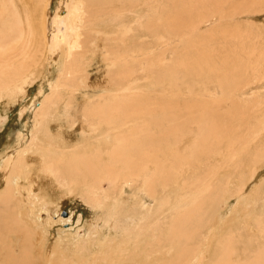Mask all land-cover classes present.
I'll list each match as a JSON object with an SVG mask.
<instances>
[{
    "label": "rangeland",
    "instance_id": "374dc122",
    "mask_svg": "<svg viewBox=\"0 0 264 264\" xmlns=\"http://www.w3.org/2000/svg\"><path fill=\"white\" fill-rule=\"evenodd\" d=\"M3 1L5 7L15 8L21 26L16 38L9 40L10 38L4 37V22H9V16L0 12V155L7 157L22 146L23 149L14 157V162L30 154L24 161L30 167L24 171L19 170L22 171V178L17 180L18 189L15 191L13 203L17 204V208L14 206L16 211L22 209L24 212L25 207L32 214L29 217V228H33L31 224L36 227L37 223V230L41 227L40 232H44L41 239L36 235L31 242L34 243L32 248H35L34 251L40 259V243L45 254L51 245L53 247L56 241L62 239L61 246L69 247L67 253H70L72 246L84 244L83 251L88 254L93 251L96 256L97 252L101 253L103 246L107 247L104 251L106 253L114 241L121 242V238L124 241L131 235L130 241L126 240L125 244V250L129 248L126 257L141 252L142 257L138 254L140 263L141 258L149 253L153 257V260L148 259L150 264H167L176 253L172 246L177 243L182 256L186 253L188 258L197 259V264H217L218 254L214 253L216 251L226 252L225 255L227 254L233 264H254L257 259L255 264L264 262V0H161L159 5L156 0H150L146 11L142 12L143 16L132 13L128 15L131 16L128 19L124 17L127 21L123 22L126 21L127 27L133 29V39L130 41L133 44L132 50L138 49L133 51L134 57H139L138 51L142 50L139 44L143 43L147 44L155 59L163 55L164 69L174 67L179 69L178 74L181 73L180 70L186 72L196 71L197 68L205 69L199 71L198 77L196 75L194 79L176 76L177 73H174L176 77L173 78L175 77V83L181 90L182 100L186 102L185 99L190 95L199 99V105L207 103V110L210 109L213 113L214 109L215 115L220 116L217 121L220 130L226 131L225 138L222 135L221 139H210L214 151L206 165L189 170L191 174L199 170L203 174L200 179L204 180L206 187L199 193L202 197L196 198V216L193 217L195 223L192 220L185 229L186 232L178 231V235H168L166 229L172 226L173 217L176 220L188 211L187 203L192 198L182 196L184 191L182 193L181 186L188 182L187 179H182L187 175L186 171L181 170L180 188L165 191L164 187H159L155 189L157 192L154 195L149 187L140 186V181L133 179H118L113 183L102 180L98 181V188H95L91 183L92 179L83 178L81 168L78 169L73 164H80L84 157L83 151H88L92 146L96 148V138H89L85 128L93 123L87 114L95 108L93 103L99 104L97 95L107 94V86L113 79L123 77L124 80L128 76L127 72L125 75L117 70L119 64L114 60L123 44L119 38V29L114 30L104 25L107 18H103L102 24L95 27L98 30L93 34L95 37L89 44L87 41V48L75 51L72 61L77 57L82 60L76 61L77 66L74 64L69 71L66 69L68 66L62 69V64L66 66L64 46L63 55L55 60L43 44L44 37L34 40L30 33L32 27L42 21L43 15L47 18V27L51 28L50 22L61 0ZM39 1L41 3L37 6ZM158 16L161 17L159 21L162 33L157 43L158 39L152 33L147 31L143 35L141 31ZM89 30L86 28L83 31ZM138 35H141V39ZM85 52L86 56L83 55ZM134 57L131 58L134 64H128L130 68L126 65L134 78L132 88H138L137 93L145 94L147 88L155 92L151 88L153 83H149L148 72ZM23 70L25 73L18 76ZM165 84L164 82L159 85V93L164 91L163 88L167 89ZM157 96V93L151 95L152 98ZM92 104L93 108L90 106ZM89 106L90 112L87 111ZM201 113L194 109L187 113L188 118L184 117V120L192 122L188 128L191 132L200 130L202 124L196 118ZM214 116H210L209 121L212 122ZM178 119L181 121V117ZM58 122L64 126L61 130H56L55 125ZM68 144L72 146L64 149ZM183 147L186 148V145ZM63 152L67 154V158L60 160ZM76 152L78 156L75 155ZM94 153L100 155L101 150L95 149L91 154ZM104 153L103 156H107L106 150ZM36 156L40 158L36 159ZM46 159L51 163V174L38 170L45 167ZM104 161L105 159L102 162ZM61 166L65 169L71 166L73 171L77 169L76 172L79 171L81 178L73 171L74 174L69 173L67 176L69 169L68 172L61 169L66 172V177L64 173H58ZM2 173L3 171L0 172L3 176ZM31 176L34 183H37L36 187L38 183L44 184L42 192L49 189L43 195L40 194L43 202L36 198L33 200L35 192L31 191L29 185ZM74 178L77 181L73 180L72 183L70 179ZM4 186L6 184L2 178L0 195L5 190ZM45 194H49L51 199L54 198L51 200ZM192 196L194 198L196 194L193 193ZM142 201L145 203L141 210L144 214L142 222L127 220L129 218L126 216L140 213ZM100 239L104 241L101 243ZM146 247L149 249L144 250ZM206 247L209 252L205 253ZM161 252L164 253L163 257ZM122 260L123 258L120 262Z\"/></svg>",
    "mask_w": 264,
    "mask_h": 264
},
{
    "label": "bare ground",
    "instance_id": "6f19581e",
    "mask_svg": "<svg viewBox=\"0 0 264 264\" xmlns=\"http://www.w3.org/2000/svg\"><path fill=\"white\" fill-rule=\"evenodd\" d=\"M160 1L161 0H156V3H158L157 5H159ZM28 2L26 4L29 5ZM149 2L150 0H61L59 3L60 6L58 5L59 7L57 8L55 15L53 16L50 22L51 28L47 27V18L46 16L43 15L42 21L41 22L38 21L39 24L33 26L30 33L34 40L36 38L39 39V37H44L43 44L44 46L48 48L49 52L55 58V60H57L56 59L57 57L60 58L61 55H63L62 50L64 46L66 66L65 64L61 63L62 69H65V67L68 66L66 69L71 71L76 61L82 60L79 57H77L75 58L74 61H72L75 56L74 54H76L75 51L79 49H84L85 47L87 48V41L89 44V41H92V38L95 37L93 34L98 31V30L96 31L95 27L102 24L103 18H107L106 23H104V25L106 24V26H109L114 30L119 29V38L122 40L123 44H122V50L118 51V55H116L117 57H115L114 60L115 62L119 64L117 66V70L119 72H124L125 75L127 72L128 76H126L124 80H123V77L116 79V80L113 79L111 83L107 86V90H106L107 94L100 93V95H97L99 100L100 98L102 99L100 101L98 100L99 104L93 103L95 104V108H93L94 107L93 104L90 105L91 107L93 106L92 107L93 109L91 108L92 109L91 112L89 109L90 106L88 107L87 111L90 112V114H87V116L90 115L91 121L93 120V123L92 124L90 123V126H88V128L86 125L85 129L88 132L89 138L90 137L96 138L95 140L96 143L94 144L96 148H93L92 146V148H90L88 151H83V154H84L83 159L87 157L84 160L81 159L84 162L81 161L80 164L79 163L76 164L74 162L73 164H75L74 167L77 166L78 169L81 168L82 170L81 174L83 175V178H85L86 180H88L89 178L92 179L91 183L93 184L95 188H98L97 186V183L99 184L98 181H102V180H108L113 183L117 181L118 179H120V181L122 180L124 181L126 179L128 180L133 179L136 181H140V186L149 187L151 192L154 195L157 192V190L155 189L159 187L160 188L164 187L163 189L165 191H168V189L174 190L175 188H180L181 170L186 171L187 175L183 177L182 179H187L188 182L181 184V186H183L182 193L184 191V194L182 196L186 198H192L187 203L188 206L186 207L187 208L186 210L188 211L185 214L179 216L178 219L176 220L173 217L172 226L166 229L168 235H178V231H182L183 233L186 232L185 229L187 228V226L190 224L192 220H193L192 223L193 222L195 223V218L193 217L196 216V209H197L196 198L202 197V195H200L199 193L204 191L206 187V184L203 183L204 180L200 179V178H203V174H201L199 170H196L195 173L191 174L189 170L192 167L202 166L203 168L206 165L207 161L209 160V157L214 151L213 150L214 147L210 143V139L211 138L221 139L222 135H224V138H225L226 131L220 130V124L217 122L220 119L219 118L220 116L215 115L214 109L212 113L210 109L207 110V106H205L207 105V103H202L199 105L197 103L199 99L197 97L192 98L190 95L188 99H185L186 102H184L181 97V93H180L181 90L175 83V77L177 75H180L181 77L183 76V77L194 79L196 75H197L196 78L198 77L199 71L205 70L204 68H200V69L197 68L196 71L192 70V71H186V72H183L180 70L181 72L180 74H178L179 69H176L174 67L170 69H164L163 55L161 54L157 59H155L156 57H153V55L149 52V47H147V44L142 43V44H139V46H141V49H142V50L139 49L138 51L139 57L138 56H135V57L138 63L139 64L141 63L142 67L146 69V71L148 72L149 83H153V86H151V88H153L155 92H152V90H149V88H147L148 89L147 93L145 94L139 93V92L137 93L138 88L136 89L132 88L134 78H132V74L127 70L126 65L130 63L134 64L133 63L134 61L131 62V58L134 57L133 51H137L138 49L136 48V50H132L133 44L130 41H131V38L133 37L131 34L133 29L132 27H127L128 23L126 22L127 21L126 19L131 17L128 15L132 13H140L143 16L144 14L142 12L147 8ZM40 3L41 2L39 1L38 3H36V5L39 6ZM45 4L46 3H44V5ZM124 11H127L129 13L125 14ZM0 12L6 13L9 16V19H8L9 22H4V25H5L4 30L6 31L4 34V37L6 36L10 38L9 40H11L12 37L16 38L19 32L21 23L19 22V19L17 18V13L15 11V8L11 6L5 7L4 1L0 0ZM124 17H126V19H124ZM160 18L161 17L159 16L156 17V20L154 19L153 22L148 23V27L143 28V30L141 31V34L143 35H146L147 31H149V33H152L153 36H155L158 39L157 43L160 40L161 38L160 35L162 33L161 22L159 21ZM1 19H3V17H1ZM123 20H126L125 22L127 24L123 22ZM132 21H134V19H132ZM114 22L117 25L114 24ZM171 22L173 21L171 20ZM123 27H126V28H123ZM86 28L87 30L88 28L90 30L87 32L85 31L86 32L85 33L83 30H85ZM169 30L170 29H168V31ZM0 31H2V29ZM140 36L141 35H138L139 39H141ZM115 46H117V44ZM83 55L86 56V52ZM157 63L158 65H155ZM18 70L21 71L22 68ZM63 72L65 71L63 70ZM24 73L25 72L23 70V72L19 74L18 76H22ZM174 73H177L176 76L174 75ZM173 76L175 77L173 78ZM125 80H127L126 84L124 83ZM3 82H5V80ZM164 82L166 83L165 85H167V89L165 90L163 88L164 91L159 93L158 87L159 85H162V83ZM2 86H3V83H2ZM143 88H146V87H143ZM133 90L135 92H133ZM154 93L159 94V96L152 98L151 95H153ZM181 106L184 108H181ZM194 109H198L200 112H202L201 116L196 118V120L200 123V125L202 124L198 132H195V131L191 132L190 129L188 128L190 127L192 122L184 120V117L188 118L187 113L193 111ZM212 115L213 116L215 115L214 116L215 119L211 122L209 121V119H210V116ZM178 117H181V121H179ZM189 120H192V119L189 118ZM80 125L82 126V122ZM55 127H56V130H61V128L64 126H61L60 123L58 122L56 123ZM82 140H86V139H82ZM69 144L68 146H65L66 148L64 149H67V147L72 146V145L70 146ZM183 145H186V148H184ZM22 147L16 148V150L8 154L7 157H4V155H0V172L3 171L2 173L3 176L0 174V176H2L0 177V179L3 178V183L6 184V186H4L5 187L4 192L3 193L1 192L2 194L0 195V209H1L0 211V264H107V262H110V264H118V263L119 264H150L151 263V262L149 263L148 259L153 260V257L149 253H147L148 255L146 257L141 258L142 260L141 263L139 261V257H140L139 255H141V252H138L134 256H133L134 254L133 253L131 257H128V258L126 257L128 255L127 252L129 251V248L125 250V244H127L126 240L130 241V239L132 238L131 235H129L127 239H125L124 241L121 238V242L114 241L111 245H109L110 244L109 243L108 245L110 246V248L106 253L104 251L107 247L103 246L101 253L98 254L97 252L96 256L93 254L92 250H91L92 252L91 251L90 252L93 255L90 253L88 254L87 252L83 251L84 244H81L80 246H78L79 248L77 246L75 247L72 246V250H70V253H67L66 250L69 247L65 248L61 246L62 239H59L58 241H56L57 243L53 247L51 245L50 250L48 251V253L45 254V252L41 250L42 244L40 243L39 251H41V256H42L40 259V256H38L34 251L35 248L34 249L32 248V244L34 243H31V242L33 241V238L36 237V235L37 236L39 235L41 239V234L44 232L42 233L40 232L39 229L41 227H39V229L37 230V223L35 225L36 227H34V224L32 225L30 223L31 224L30 226L31 227L33 226V228H29V223H28L30 221L29 217L32 214L30 215V212H28L27 209H25V207H24V212L22 209L16 211L14 206H16L17 208V204H15V202L13 203V197H15V191L16 189H18L17 180L18 179L20 180V178H22L21 172L27 169L28 167H30V165L24 163V161H26V159L30 157V154L27 155L26 158H22V160L18 162H14V157L17 154L21 153V150L23 149ZM95 149L101 150L102 154L101 153L100 155H97L95 153L91 154L94 152ZM105 150L108 153L107 156H103V153ZM77 153L78 152H76L75 155ZM67 154L63 152L62 157H60V160H65L67 158L66 157ZM76 156H78V154ZM89 156H91L92 158ZM36 157H37L36 159L40 158L39 156H36ZM104 159L105 161L102 162ZM77 160L78 158L76 159V161ZM67 161H70V160H67ZM39 163H35V164H39ZM98 164H104V165H98ZM44 165L45 167H42L38 170L45 172V174H51V168H52L51 163H49V161L47 160ZM71 166H68L66 169L62 166L60 168L58 167L59 169L57 172L58 173L60 172L63 175L65 171L62 172V170L69 169L70 172H68L69 170H67L68 172L67 176L69 175V173L71 174L75 172V173H78L79 175L77 176H80L81 178L82 175H80L79 171L76 172L77 169L73 171L74 169H72ZM53 169L55 170L56 168H53ZM19 170H22V171L20 172ZM36 172L38 171L36 170ZM178 172H180V174H178ZM34 174H35V171H34ZM65 177H66V174H65ZM25 179H27V176L25 177ZM32 179H33V176H31V180H30L31 184L29 185L31 186L30 187L31 191L35 192L33 200L35 201V198H36L40 202L42 201L40 200L42 198V197L40 198V194L43 195V192L49 189H44L42 192L44 184L38 183V187H36L35 185L37 183H34ZM70 180H72V183H74L73 180H76V179L74 178ZM80 180L83 181V179H80ZM48 184L50 186V183ZM189 186L194 187V188L190 189ZM34 187H36L35 190H33ZM31 191H29L30 195H31L30 193ZM147 193L150 194L149 192ZM193 193L196 194V197L194 198L192 196ZM46 195L48 196L49 194H45V196ZM51 195H54V194L52 193ZM49 198H50V195H49ZM144 207H145V203L142 201L140 204V213L135 212V214H133L130 217L126 216L127 218H129L127 220H133V222H136V221L142 222V218L144 214L141 210ZM160 215L161 214H159V216ZM126 225H123V227L124 226L126 227ZM144 225H147V223H145ZM214 227L212 230H214ZM95 234L97 233L95 232ZM102 241L104 240L100 239L101 243ZM79 243L81 242L79 241ZM133 244L135 243H131V245ZM208 247L204 248L205 253L206 251L209 252ZM172 248L176 251V253L173 254L171 260H169L167 264H181V262L182 264H197L198 262L197 259L188 258L189 255H187L185 252H184L185 254H183L182 256L181 249L179 250L178 248V243L174 244ZM145 249H149V248L146 247L144 248V250ZM139 250H140V247H139ZM217 252L218 251L214 252L215 254H218L217 264L221 262L223 264H233L231 259H229L228 256H226L227 254L225 255L226 252L225 253L224 252L217 253ZM220 253H221V258H220ZM263 253L264 252H262V254ZM156 254L159 257V254L158 253ZM162 254L164 255L163 252H161L160 255L162 256ZM142 256L143 255H141V257ZM122 258L123 260L120 262V259ZM255 261H254V264H255ZM258 264H264V262L261 261Z\"/></svg>",
    "mask_w": 264,
    "mask_h": 264
}]
</instances>
